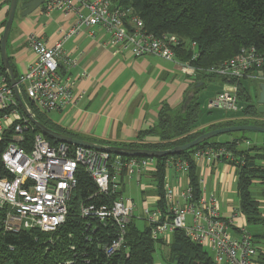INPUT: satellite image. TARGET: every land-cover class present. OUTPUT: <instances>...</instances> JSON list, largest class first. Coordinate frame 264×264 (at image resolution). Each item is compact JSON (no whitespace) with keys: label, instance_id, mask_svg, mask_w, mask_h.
<instances>
[{"label":"built area","instance_id":"obj_1","mask_svg":"<svg viewBox=\"0 0 264 264\" xmlns=\"http://www.w3.org/2000/svg\"><path fill=\"white\" fill-rule=\"evenodd\" d=\"M113 2L44 0L41 6L43 11L74 14L76 22L71 29L61 30L60 41L51 46L34 35L27 38V46L36 59L19 77L16 86L19 94L23 87L28 101L37 110L51 114L74 103L72 83L61 81L57 70L62 43L77 34L82 27L103 29L109 35V48L120 47L134 57L156 56L174 62L173 48L178 46L175 36L163 35L156 38L145 34L141 31V21L129 9L116 7ZM1 33L0 27V35ZM195 57L193 55L191 60ZM254 69L259 70L258 75H253ZM181 71L186 75L195 73L188 62L181 65ZM208 72L234 82L223 84L222 91L208 102L207 109L236 113L242 108L235 82L246 78L264 83V57L253 47L243 48L236 57ZM17 105L13 89L0 70V111L12 107V110L0 117V137L13 122L15 124L12 141L1 156L4 169L9 175L0 179V208H7L4 230L16 232L34 229L44 233L54 232L66 219L69 202L77 184L76 169L82 167L99 194L117 197L109 206L82 204L79 216L102 224L111 222L115 228L114 236L103 248V253L107 259L120 253L124 250L127 227L135 220L137 210L133 200L122 196L124 180L133 177L138 180L142 176L156 174V159L126 158L65 143L54 147L41 134L34 136L32 148L30 152H26L21 146V131L22 124L29 121L21 117L15 109ZM191 157L195 165L204 163L208 166L222 162L223 158L233 160L223 147L198 149ZM169 170L173 172L174 184L167 177ZM188 171L189 166L185 160L167 161L162 184L164 207L150 204L147 200L142 202L137 219L142 220L149 228L150 237L167 245L172 234L180 230L189 241L209 250L214 264H259L258 250L251 236L240 229L236 233L238 238L231 236L232 219L224 218L219 213V202L215 195H200L197 201L193 200ZM182 178L187 180V185L179 191ZM199 185L202 191L204 182L199 180ZM141 189L145 191L150 187L142 186Z\"/></svg>","mask_w":264,"mask_h":264},{"label":"trees","instance_id":"obj_2","mask_svg":"<svg viewBox=\"0 0 264 264\" xmlns=\"http://www.w3.org/2000/svg\"><path fill=\"white\" fill-rule=\"evenodd\" d=\"M113 3L116 7L129 9L141 21V31L145 34L156 38L163 35L175 36L178 46L173 48L174 61L180 64V69L186 62L195 69L193 75L187 76L192 77V84L201 82L203 84L201 89L205 88L208 82H215L221 86L234 82L208 70L236 57L243 48L253 47L264 57V0H114ZM193 55L196 57L191 60ZM9 63L17 83L20 76L16 75L10 59ZM0 70L9 84V76L1 63ZM258 74L259 70L254 69L253 75ZM245 80L252 79L243 78L235 82L238 86V101L244 103V108L231 117L239 119L237 122H233L231 118L221 117H213V119L207 117L200 121V103L196 92L191 100L177 111L163 106L156 125L140 132L133 142L115 143L95 139L92 141L123 149L165 151L191 142L203 133L215 129L236 125L264 127L262 115L257 113V105L252 103L253 99L250 95V91L258 92V86L255 85L252 90L251 86L246 85ZM20 97L21 100L28 102L34 119L42 126L63 135L79 138L74 133L53 124L48 117L49 114L37 110L28 101L23 87L20 88ZM15 109L24 120H27L18 105ZM10 110L12 107L1 110L0 117ZM249 118L254 122L248 123ZM14 126L13 122L0 137V179L9 177L1 156L12 141ZM22 126L21 146L26 152H30L34 136L41 133L27 121ZM42 136L51 146L55 147L60 143L50 137ZM232 137L233 139L228 142L208 140L185 152L155 158L157 172L153 177L158 185V195L161 199L167 161L174 159L187 161L189 186L193 200L197 201L201 189L197 168L191 155L194 151L205 147H223L233 160L223 158L222 163L235 166L237 171L238 211L248 224H258L260 222L258 203L251 196V186L254 180L264 183V169L256 166L255 160L258 157L251 155L250 152L264 149L256 147L248 150L240 149L239 145L245 141V138ZM146 138L156 140L148 141L145 140ZM75 178L77 184L69 202L66 219L54 232L44 233L34 229L5 231L4 220L7 208H0V264H155L156 245L166 247L168 250L166 258H162L164 264H214L207 251L189 241L182 231H175L170 243L165 245L160 240L150 237L147 226L142 230L139 229L135 221H131L127 227L124 250L107 259L103 248L113 238L114 226L108 221L102 224L97 220L82 219L79 216V208L82 204L109 206L117 195L99 194L95 184L82 167L76 169Z\"/></svg>","mask_w":264,"mask_h":264},{"label":"crops","instance_id":"obj_3","mask_svg":"<svg viewBox=\"0 0 264 264\" xmlns=\"http://www.w3.org/2000/svg\"><path fill=\"white\" fill-rule=\"evenodd\" d=\"M9 4L10 0H0V27L6 22ZM75 22L74 14L61 11L47 13L40 8L22 17L18 9L6 46L16 75L21 76L36 59L27 46L29 36L34 35L51 46L60 41L59 32L71 29ZM108 39L109 35L101 28L82 27L77 34L62 43L57 73L61 81L72 83L71 92L75 101L63 110L48 115L53 124L74 133L80 140L128 143L135 141L140 132L156 125L163 106L177 111L186 104L185 98L189 97L191 100L196 92L199 101L202 90L205 89H201L203 84H192V77L182 73L178 62L165 61L156 56L134 57L120 47L109 48ZM222 88L223 85H218L215 93L207 99L216 96ZM258 93L259 90L257 96ZM242 104L244 107V103ZM262 120L264 121V115ZM232 139L231 136L226 141L216 139V142L223 143ZM243 143L242 147L239 145L240 149H264L263 138L257 139L254 144L247 139ZM250 154L258 157L255 164L264 169V150ZM196 168L199 180L204 182L200 195L208 197L213 194L217 197L219 213L224 218L232 219V232L248 230L254 246H258L259 264H264V183L258 180L252 183V186H258L257 197L251 196L258 203L260 222L251 225L238 211L235 166L215 162L209 166L197 164ZM153 176H146L149 184H143L150 189L144 191L139 184L141 194L150 204L163 208L164 203L158 195V185ZM167 177L174 184L171 170L167 172ZM126 182L128 180L125 179L123 191ZM186 185L187 180L180 179L178 190ZM249 226H255L253 231Z\"/></svg>","mask_w":264,"mask_h":264},{"label":"water","instance_id":"obj_4","mask_svg":"<svg viewBox=\"0 0 264 264\" xmlns=\"http://www.w3.org/2000/svg\"><path fill=\"white\" fill-rule=\"evenodd\" d=\"M44 0H10L7 19L4 24L1 37H0V62L1 65L9 76V82L13 89L15 100L23 112V114L27 117L30 124L33 125L42 135L50 137L54 141H58L60 143L71 144L74 146H80L84 148H90L94 150L105 151L114 155L123 156V157H150V158H161L166 156H173L180 152H185L189 149H192L212 138L218 137L220 135L234 133V132H260L264 133V127L258 125H236V126H229L220 129L211 130L208 132L203 133L202 135L198 136L191 142H188L184 145L177 146L170 150L165 151H150V150H133V149H123L119 147L113 146H104L98 143L76 139L67 135H63L57 133L56 131L50 130L40 123H38L32 113L26 108L23 104L20 94L18 93L17 86H16V79L10 67L9 58L6 51V46L8 42V36L12 27V23L14 17L16 15V11L19 9L21 11V16L25 17L30 15L31 13L37 11L41 8ZM258 96H257V113L264 114V83H260L258 85ZM190 100L189 97L185 98V103H188ZM185 106V104H184Z\"/></svg>","mask_w":264,"mask_h":264},{"label":"rangeland","instance_id":"obj_5","mask_svg":"<svg viewBox=\"0 0 264 264\" xmlns=\"http://www.w3.org/2000/svg\"><path fill=\"white\" fill-rule=\"evenodd\" d=\"M114 1V0H113ZM116 1V0H115ZM247 82L246 85L247 86H251V89L254 90L255 88V85L258 86L260 83L256 80H245ZM249 82V83H248ZM218 84L215 83V82H208L206 83V87L204 90H202V93L199 97V103H200V108L199 110L201 111V114H200V121L201 119L204 120L205 118L209 117V118H212L213 117H216V118H228L230 119L232 116H235V114L237 113H227V112H224V111H219V110H208L207 109V104L208 102L213 99L214 97H212L210 100L207 99L208 97H210L212 94L215 93L216 91V88H217ZM250 95L252 96V103L255 104L256 101H257V91L256 92H252L250 91ZM23 103L24 105L26 106V108L30 111V106L28 104V102L25 100H23ZM239 105L241 106V108L243 109V104L242 103H239ZM209 111H211L209 114H207ZM241 111V110H240ZM262 116L264 114H261ZM233 122H237L239 119L233 117L231 118ZM247 122L248 123H253L254 120L253 119H247ZM231 136H240V137H244L245 139H247L249 142H251L252 144H254L257 139H261L263 138L264 139V133H260V132H248V131H243V132H234V133H228V134H224V135H220L218 137H215V138H212L210 140H214V139H217V140H222V141H226L228 140L229 137ZM244 143L241 144V147L243 146ZM143 184H149V181L146 180L145 177H140L138 180L133 177L132 179L128 180V182L125 183V186H124V191L122 193V196L124 198H128V199H131L133 200L135 206L137 207V210L135 211V223H136V226L139 228V229H144V227L146 226V224L142 221V220H138V215L140 214L139 210H140V207L142 206V202L145 200L143 195L141 194V189H140V186ZM258 186L257 185H253L252 188H251V194L253 197H257V189ZM255 226H249V229L253 231V228ZM246 233H249L248 230H245ZM231 236L233 238H238V234L234 233L231 231ZM257 245H255L256 247ZM258 247V246H257ZM207 251V253L209 254V256L212 258V254L209 250L205 249ZM167 253H168V250L166 247H163V246H158L156 245V251L154 253V262L155 264H164L163 261H162V258H166L167 256Z\"/></svg>","mask_w":264,"mask_h":264}]
</instances>
